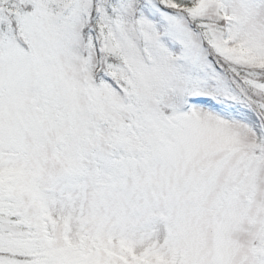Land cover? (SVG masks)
<instances>
[{
  "label": "snow or ice",
  "instance_id": "6c2138e0",
  "mask_svg": "<svg viewBox=\"0 0 264 264\" xmlns=\"http://www.w3.org/2000/svg\"><path fill=\"white\" fill-rule=\"evenodd\" d=\"M0 264H264V0H0Z\"/></svg>",
  "mask_w": 264,
  "mask_h": 264
}]
</instances>
